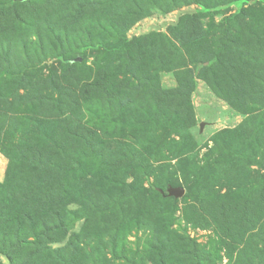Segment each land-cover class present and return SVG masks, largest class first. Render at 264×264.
Returning <instances> with one entry per match:
<instances>
[{
    "label": "rangeland",
    "instance_id": "rangeland-1",
    "mask_svg": "<svg viewBox=\"0 0 264 264\" xmlns=\"http://www.w3.org/2000/svg\"><path fill=\"white\" fill-rule=\"evenodd\" d=\"M230 1L235 0H223L227 4L216 11L198 4L167 14L154 11L135 24L126 33V39L139 42L153 34L164 35L179 48L172 34L185 17L198 15L205 32L210 29L212 35H220L234 18L242 15L243 18L235 20L237 25L232 31L239 34L237 44L243 48L244 28L252 24L264 26V0ZM99 2L104 6L99 7ZM133 6L132 0H0V46L8 49L6 61L2 59L1 64L19 60L25 64L24 68H29L31 78L25 88L10 83L13 77L5 73L0 79V94L2 86L8 85L17 95L9 102L27 104L46 95L49 100L41 104L42 109L34 111L39 113L45 108L49 111L54 106L48 102H58L61 110L54 115L55 121L51 117L40 121L43 114L38 115L39 126L49 122L40 128L32 125L28 116L26 120L10 112L0 115V188L22 184L9 157L16 152L15 146L44 157L56 146L55 151L75 150L80 170L92 180L85 194L92 202L82 199L84 194L78 190L67 191L63 206L67 210L69 232L63 241L51 245L53 250H66L74 236L85 233L94 220V205L89 203L102 206L103 211L106 203L103 198L114 201L118 197L114 189L105 185L109 176L125 178L123 169L114 173L106 162L97 158L91 152L92 148L96 153L99 151L97 143L91 138L85 145V138L100 131L116 136L121 130L120 123L130 126L148 122L149 128L140 127L133 132L137 139L129 129L123 130L118 138L136 144L151 139L154 146L164 141L159 129L166 123L171 139L165 147L169 153L156 164L161 171L155 170V175L142 177L139 182L161 203V197L168 196L169 189H183L185 195L170 202L161 215L151 216L141 211L138 230L128 232L130 223L120 216L100 219L115 235L116 243H110L111 237L103 229L99 231L111 247L94 246L96 264H264V127H261L264 74L248 85L234 74L228 80L223 70L216 77L203 72L209 64L185 63L182 51L177 54L165 50L159 58L144 50L136 63L121 54L112 68V77L104 82L100 70L108 58L96 49V43L100 39L113 42L114 30L123 29L128 23L127 16L134 11ZM119 9L122 13L115 15L113 10ZM112 25L117 28L112 29ZM252 47L255 52L254 43ZM58 53L82 61L61 66L54 61ZM96 78L102 83L98 84ZM182 84L186 86L184 97L192 91L191 112L159 103L177 102L172 96L164 101L157 92L173 93ZM231 102L254 113L245 115ZM19 167L22 176L39 183L49 181L57 191L63 187L64 171L46 176L37 173L40 165L32 169H27V164ZM129 175L127 183L131 184L134 179ZM17 206H12L10 211L18 215L27 213L25 208ZM155 207L158 210L157 204ZM74 212L79 213V221H75ZM122 242L130 247L129 253L122 252L119 247ZM90 251L93 252V247ZM0 264L9 262L0 256ZM79 264L92 263L81 260Z\"/></svg>",
    "mask_w": 264,
    "mask_h": 264
},
{
    "label": "trees",
    "instance_id": "trees-1",
    "mask_svg": "<svg viewBox=\"0 0 264 264\" xmlns=\"http://www.w3.org/2000/svg\"><path fill=\"white\" fill-rule=\"evenodd\" d=\"M115 1L116 0H114V2ZM236 1L240 0L230 1L228 3ZM132 3L134 5L133 8L135 7L134 11H132L131 15L129 14L127 16L129 17L128 23L124 25L123 29L114 30V41L107 42L106 39H100L99 42L96 43V49L99 52L105 53L108 58L105 67L102 68L103 65L99 66L102 68L100 70V77L104 82L112 75V68L115 67V61L121 54L124 53V58L128 57L130 62L136 63L139 57L143 55L144 50L155 53L159 58L163 56L165 50L176 52L177 54L182 51L185 63L191 62L192 64L200 65L209 64V67L205 69V71L203 70V72H208L209 75L216 77L218 71L223 70V72L227 73L228 80L230 79V75L234 74L245 79L248 85H252V79H259L263 76L264 26L252 24L246 29L244 28L246 31L245 47L240 48L237 44L239 34L232 31V29L237 25L235 20L243 18L242 15L234 18L233 21L230 22L231 25H228L220 35H212L210 29H207L208 32H205L202 28V20L198 15L185 17L181 20L172 34L173 38L178 42L179 48L171 43L170 37L164 35L153 34L139 42L128 41L126 39V33L139 21L150 17L154 11H161L167 14L193 4H198L208 11H216L219 7L227 4L223 3V0H132ZM98 6L103 7V2H99ZM113 13L118 15L122 13V10L119 9L116 12L113 10ZM114 27L117 28V26H111L112 29ZM252 43L256 46L255 52ZM93 48H95V46H93ZM0 50V65H2L1 60L3 59L6 61L5 51L8 49L0 46ZM54 61L61 66H71L72 63L75 65L80 64L82 59H67L63 53H58L54 57ZM25 63H27L26 60ZM20 66L22 67L18 69ZM24 66L25 64H20L19 60H15V63H8L2 67L3 72L0 73V79H2L3 75L6 73L9 77H13L10 83L28 88L31 78L27 71L29 68H24ZM101 79L97 81L96 78V82L98 84L102 83ZM4 82L7 83V80ZM2 87L3 93L0 94V115L10 112L18 118L24 117L26 120V116H28L30 123L37 126L42 118L51 117L54 120V115H58L61 111L58 102H48L52 103L54 107H51L49 111H45V108L43 109L44 111L36 113V111H34L35 108L42 109L41 104L46 103L45 101L49 100V96L44 95L36 99L37 102H27V104L26 102H9L10 98L17 96L15 90H10L8 85ZM185 87L186 86L182 84L179 90L173 93H164L161 90L158 91V96H160L162 100L168 101L169 97L172 96L177 101L159 103L161 105H168L178 111L188 110L191 112L190 100L192 91L184 97ZM107 99L110 100L109 97H107ZM231 104L234 107L237 106L232 102ZM237 107V110L240 112L243 111L242 113L245 115H252V113H254L253 110H245L241 106ZM159 109H161V106ZM31 110L34 112L32 113ZM27 112L32 114L25 115ZM41 114L43 115L39 116L41 117L39 121L37 116ZM46 123L40 126L38 125L39 128ZM148 125V122L141 123V125L134 123L130 126L120 123L119 127L121 130L117 132L116 136H111L100 131L96 134L92 133L85 138V145L89 144L91 138L98 145V155L93 148L91 152L101 161L106 162L107 167H110L112 172L118 173L123 169L125 178L119 180L117 175H113V178L109 176V181L105 185H107V189H114L118 197L114 201L103 198L106 202L103 211L102 206H98L96 203H89L91 206L94 205V209L92 210L94 211V220L89 223L85 233L74 236L73 240L69 242L68 249L66 250H53L51 245L63 241L69 232V228L66 225L68 218L65 217L67 210L63 206L66 205L64 202L66 203L67 191L69 192L71 188L76 191L78 190L80 193L84 194L82 199L92 202L85 196L91 187L90 181L92 180L89 181L80 170L78 166L79 157L75 150H73L74 152H65L63 148L62 151L60 149L55 151V149L58 148V146H56L44 157V154L41 156L38 153L35 154L34 152L24 150L22 146L19 148L15 146L16 152H13L15 155L9 154V157L12 161L11 166L17 173L16 177L22 180V184L20 186L6 184L0 188V256H4L9 264H44L46 261H52V264H79L81 260L96 264L98 259L96 260L94 256V246H99V244H101L106 247L107 245L111 247L108 242L106 243V241L102 239L103 237L99 234V231L103 229V232L111 237L110 243H116L113 238L115 235L109 232L105 224L99 222L100 219L110 216L115 218L113 215L123 217L124 221L130 223V228H128L129 226L127 225V231L129 232L132 229L138 230L141 228L139 220L141 211L151 216H156V213L160 215L165 213V210L169 207L168 205H171L170 202H176L177 199L163 196L161 197L163 202H158L155 195L149 192L139 180L142 177H151L155 175V170H157V172L161 171V167L156 168V164L161 163L160 159L164 157L166 153H169L165 147L171 139L170 127L164 123L163 128L159 129L164 141L154 146L151 143V139H146L145 142L139 141V143L136 144V141L133 143H126L121 138H118V135L123 133V130L129 129L133 133L140 127L149 128ZM261 127H264V122H262ZM133 138L137 139L134 137V133ZM89 148H91V146H89ZM21 164H27V169H32L40 165L41 168L38 169L37 173L40 172L46 176H49L51 173L54 174V172L57 171H64L62 189L59 191L55 190L51 182L46 180H42L39 183L37 180H33V178L22 176L18 170ZM101 166L103 167V164H101ZM129 174H132V178L134 179V182L131 184L127 183L128 179L131 177ZM185 199H188V197ZM155 204L158 205V210H156ZM14 205L25 208L27 213L18 215L14 210L11 212V207ZM133 209H136V211L127 214ZM168 212H170V208H168ZM78 214V212H74L76 216L75 221H79L77 218ZM109 228L112 230H119L115 226H109ZM109 233H111V235ZM92 247L93 252L90 251ZM119 247L123 253L127 254L130 251V247L126 242L120 243Z\"/></svg>",
    "mask_w": 264,
    "mask_h": 264
},
{
    "label": "water",
    "instance_id": "water-1",
    "mask_svg": "<svg viewBox=\"0 0 264 264\" xmlns=\"http://www.w3.org/2000/svg\"><path fill=\"white\" fill-rule=\"evenodd\" d=\"M184 195L185 191L183 189H169L168 191V196L176 199H181Z\"/></svg>",
    "mask_w": 264,
    "mask_h": 264
}]
</instances>
